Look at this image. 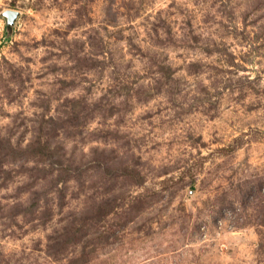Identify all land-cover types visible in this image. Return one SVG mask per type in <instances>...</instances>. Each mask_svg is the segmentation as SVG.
<instances>
[{"label":"rangeland","instance_id":"obj_1","mask_svg":"<svg viewBox=\"0 0 264 264\" xmlns=\"http://www.w3.org/2000/svg\"><path fill=\"white\" fill-rule=\"evenodd\" d=\"M0 264H264V0H0Z\"/></svg>","mask_w":264,"mask_h":264},{"label":"water","instance_id":"obj_2","mask_svg":"<svg viewBox=\"0 0 264 264\" xmlns=\"http://www.w3.org/2000/svg\"><path fill=\"white\" fill-rule=\"evenodd\" d=\"M18 12L14 10H8L6 12L7 18H8V25L12 24L14 20L16 19Z\"/></svg>","mask_w":264,"mask_h":264}]
</instances>
